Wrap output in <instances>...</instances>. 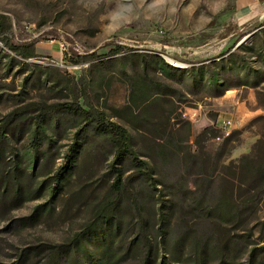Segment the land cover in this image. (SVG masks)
<instances>
[{
  "label": "rangeland",
  "instance_id": "obj_1",
  "mask_svg": "<svg viewBox=\"0 0 264 264\" xmlns=\"http://www.w3.org/2000/svg\"><path fill=\"white\" fill-rule=\"evenodd\" d=\"M247 2L0 0V264H264Z\"/></svg>",
  "mask_w": 264,
  "mask_h": 264
},
{
  "label": "crops",
  "instance_id": "obj_2",
  "mask_svg": "<svg viewBox=\"0 0 264 264\" xmlns=\"http://www.w3.org/2000/svg\"><path fill=\"white\" fill-rule=\"evenodd\" d=\"M260 18H264V0H248L238 14V19L242 24Z\"/></svg>",
  "mask_w": 264,
  "mask_h": 264
},
{
  "label": "built area",
  "instance_id": "obj_3",
  "mask_svg": "<svg viewBox=\"0 0 264 264\" xmlns=\"http://www.w3.org/2000/svg\"><path fill=\"white\" fill-rule=\"evenodd\" d=\"M64 50H66V49L63 48V51ZM184 117H186V118L188 117L191 120L196 119V118H198V112L195 111V112H191V113H186V114H184ZM231 125H232V122L230 120L222 119L218 126L222 127V129L225 130L226 134L228 135V133H229L228 130L230 129Z\"/></svg>",
  "mask_w": 264,
  "mask_h": 264
},
{
  "label": "trees",
  "instance_id": "obj_4",
  "mask_svg": "<svg viewBox=\"0 0 264 264\" xmlns=\"http://www.w3.org/2000/svg\"><path fill=\"white\" fill-rule=\"evenodd\" d=\"M4 28V24H3V22L0 20V30L2 29V30H4L3 29ZM71 152L67 155V159H68V162H67V166H66V168L68 169L70 166H71V160H72V156H71ZM57 180H58V177H57ZM120 176L118 177V179H117V184L118 183H120Z\"/></svg>",
  "mask_w": 264,
  "mask_h": 264
},
{
  "label": "bare ground",
  "instance_id": "obj_5",
  "mask_svg": "<svg viewBox=\"0 0 264 264\" xmlns=\"http://www.w3.org/2000/svg\"><path fill=\"white\" fill-rule=\"evenodd\" d=\"M177 65V64H176Z\"/></svg>",
  "mask_w": 264,
  "mask_h": 264
}]
</instances>
